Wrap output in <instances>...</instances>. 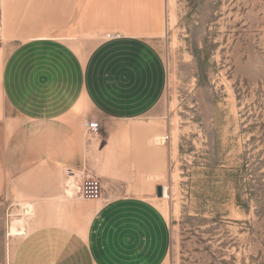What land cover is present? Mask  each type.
<instances>
[{
    "label": "crops",
    "instance_id": "0c3cea01",
    "mask_svg": "<svg viewBox=\"0 0 264 264\" xmlns=\"http://www.w3.org/2000/svg\"><path fill=\"white\" fill-rule=\"evenodd\" d=\"M146 3L155 9L149 17ZM31 5L22 42L8 49L0 74L1 119L8 121L7 130L0 124L1 168L10 186L9 193L0 189L7 264H167L171 229L158 196L86 201L68 199L63 187L67 169L86 168L104 183L122 177L117 183L131 190L161 177L146 171L158 151L162 166V150L149 140L165 146L167 137L144 120L167 90L157 43L163 0ZM106 32L121 37H97ZM85 118L103 124L94 142L83 136ZM20 202L34 213L26 233L12 236L6 216L19 214Z\"/></svg>",
    "mask_w": 264,
    "mask_h": 264
},
{
    "label": "rangeland",
    "instance_id": "374dc122",
    "mask_svg": "<svg viewBox=\"0 0 264 264\" xmlns=\"http://www.w3.org/2000/svg\"><path fill=\"white\" fill-rule=\"evenodd\" d=\"M31 4L0 0V74L8 49L22 42ZM146 6L149 17L155 9ZM160 35L167 90L144 122L167 137L165 146L149 140L162 150V166L158 151L146 171L161 177L131 190L117 183L122 177L104 183L99 176L101 201L155 198L154 186H161L167 195L157 202L171 229L167 264H264V0H163ZM2 106L0 95L7 130ZM83 136L96 141L84 128ZM0 189L10 191L1 159ZM20 204L19 214L9 212L11 222L6 216L12 236L26 233L34 213L30 203ZM6 232L0 226V264H7Z\"/></svg>",
    "mask_w": 264,
    "mask_h": 264
},
{
    "label": "built area",
    "instance_id": "2783aa9c",
    "mask_svg": "<svg viewBox=\"0 0 264 264\" xmlns=\"http://www.w3.org/2000/svg\"><path fill=\"white\" fill-rule=\"evenodd\" d=\"M121 36L115 33H109L106 39H118ZM83 128L86 136L97 139L103 132V125L99 120L86 119L83 121ZM64 195L68 199H82L88 201H98L103 199L104 186L99 177L89 172L86 168L76 171L67 169L64 175ZM10 222L13 214H9Z\"/></svg>",
    "mask_w": 264,
    "mask_h": 264
},
{
    "label": "water",
    "instance_id": "95a60500",
    "mask_svg": "<svg viewBox=\"0 0 264 264\" xmlns=\"http://www.w3.org/2000/svg\"><path fill=\"white\" fill-rule=\"evenodd\" d=\"M157 196H158L159 198H163V196H164V188H163V187L159 186V187L157 188Z\"/></svg>",
    "mask_w": 264,
    "mask_h": 264
},
{
    "label": "bare ground",
    "instance_id": "6f19581e",
    "mask_svg": "<svg viewBox=\"0 0 264 264\" xmlns=\"http://www.w3.org/2000/svg\"><path fill=\"white\" fill-rule=\"evenodd\" d=\"M164 195H165V196L167 195L166 188H164Z\"/></svg>",
    "mask_w": 264,
    "mask_h": 264
}]
</instances>
